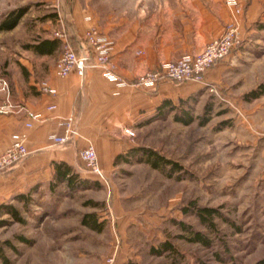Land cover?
Instances as JSON below:
<instances>
[{
    "label": "crops",
    "instance_id": "obj_1",
    "mask_svg": "<svg viewBox=\"0 0 264 264\" xmlns=\"http://www.w3.org/2000/svg\"><path fill=\"white\" fill-rule=\"evenodd\" d=\"M63 2L58 14L67 20L77 50H85V30L97 27L112 41L116 72L132 83L119 86L97 67L87 68L83 77L76 70L66 77L55 74L63 46L53 34L56 26L52 20L47 21L51 25L44 26L38 40L14 39L3 44L6 54L0 61L4 62L5 73L0 74L10 81L16 109L0 113V153L11 145L15 132L28 135L30 153L15 167L0 172V220H6L0 229L10 222L23 226L12 237L0 238V264H15L17 258L18 264H100L114 253L115 264H145L140 260L136 233L146 225L145 218L151 217L147 214L150 209L135 204L138 197L134 195L112 191L109 180L102 181L87 170L79 150L91 141L109 178L117 167L134 164L117 159L137 147L124 129L138 130L156 121L162 105L174 107L179 99L189 103L197 94L206 95V85L211 83L228 84L231 92L247 98V93L264 81V0H244L243 13L237 17L244 42L230 57L208 69L205 81L164 80L155 87H142L134 81L145 71L157 70L163 62L199 53L221 36L234 17L227 0ZM19 24L0 32L14 34ZM55 38L59 45L52 51H40L32 45ZM43 81L56 94L41 90ZM261 96L264 92L249 99ZM50 105L56 108L49 109ZM28 111L38 112L45 120L27 128ZM72 114L81 137L73 144H54L51 136L63 131L61 118ZM59 162L67 163L72 173L92 183L74 190L65 181L57 183ZM141 163L158 170L148 162ZM47 186L52 196L66 193L59 199H35V194ZM8 204L17 208L19 218L4 208ZM139 209L142 213H137ZM7 249L15 253V258Z\"/></svg>",
    "mask_w": 264,
    "mask_h": 264
},
{
    "label": "rangeland",
    "instance_id": "obj_2",
    "mask_svg": "<svg viewBox=\"0 0 264 264\" xmlns=\"http://www.w3.org/2000/svg\"><path fill=\"white\" fill-rule=\"evenodd\" d=\"M63 5V0H0V22L13 9H27L14 34L0 32V57L6 54L3 44L11 40L40 39L48 20L56 26L55 35L66 25L67 20L58 14ZM3 63L0 73H5ZM211 85L217 92L211 91ZM206 86V95L197 94L189 103L179 99L174 112L134 130L137 146L153 148L182 165L176 176L134 162L131 167H117L107 177L112 191L134 195L138 197L135 204L150 209L151 217L145 218L146 225L136 233L140 260L145 264L173 263L172 256H158L150 248L167 238L181 250L180 264H255L264 259V96L251 100L231 92L228 84ZM186 112L194 119L189 124L176 118L189 117ZM65 193L52 196L47 186L35 199H59ZM203 207L215 210L213 229L194 212ZM180 222L203 232L211 244L190 241L191 232ZM10 223L0 229V238L21 232L22 225ZM7 252L15 258L14 252Z\"/></svg>",
    "mask_w": 264,
    "mask_h": 264
},
{
    "label": "built area",
    "instance_id": "obj_3",
    "mask_svg": "<svg viewBox=\"0 0 264 264\" xmlns=\"http://www.w3.org/2000/svg\"><path fill=\"white\" fill-rule=\"evenodd\" d=\"M244 0H227L229 7L233 8L234 17L225 25L224 33L208 43L202 51L194 54H187L171 62H163L157 70L145 71L134 83L142 87H155L161 81L184 82L194 80L197 82L205 81L206 72L217 64L218 61L230 57L233 49L241 45V28L238 16L243 12ZM85 50L79 52L73 45L67 26L56 30L55 35L62 40L63 49L57 58L55 74L66 77L72 70H76L78 75L85 76L89 67L101 68L106 77L116 82L119 86H126L132 82L125 80L116 72V63L112 59L113 44L101 30L95 26H90L85 30ZM211 91L217 92L214 86H210ZM216 89V90H215ZM41 90L49 94H56L46 81L42 82ZM0 93L3 98L0 100V113L13 112L16 106L11 101L12 91L8 77L0 74ZM56 105H50L49 109H55ZM61 133H54L51 139L54 144H73L81 133L77 127V119L74 114L61 118ZM26 127H32L35 123H42L45 119L35 111H28ZM130 136H135L136 131L132 128H125ZM28 135L25 132H15L13 141L9 147L0 153V172L15 167L17 163L25 159L30 151L27 149L26 141ZM80 158L85 162L87 170L97 176L100 180L107 181V176L101 168L96 147L91 141L79 150ZM116 254L109 255L100 264H115Z\"/></svg>",
    "mask_w": 264,
    "mask_h": 264
},
{
    "label": "trees",
    "instance_id": "obj_4",
    "mask_svg": "<svg viewBox=\"0 0 264 264\" xmlns=\"http://www.w3.org/2000/svg\"><path fill=\"white\" fill-rule=\"evenodd\" d=\"M27 9L26 7H20L11 10L0 22V30H11V28L15 27L22 19V17L25 15ZM35 47H38L40 51H52L59 45V40L57 38L55 39H41L39 40L38 44H32ZM264 92V84H261L258 88L251 90L247 93V97H256L259 94ZM176 106H167V104L162 105L160 108V112L158 113V116L163 117L167 113L174 110ZM189 117L182 118L178 115H176V118L184 121L186 124H189L192 122L193 116L190 114V112H186ZM151 118L150 120H152ZM117 159H122L127 162H148L150 163L154 168L158 169L160 172H163L168 177H174L176 176L177 171H181L183 169L182 165L174 161L170 158L165 157L162 154H159L156 150L150 147H134L131 149L130 153L125 155L121 154L117 156ZM57 170L55 174L56 182L59 183L61 181H65L69 184L70 188L72 190L78 189V188H86L89 186L92 181L87 179H81L78 177L77 173H72V167L64 162H59L56 164ZM180 175V174H178ZM182 177V176H178ZM4 208L9 210L15 218L18 217V210L13 205H4ZM191 208V207H189ZM189 212V209L187 210ZM194 212L201 218V221L210 228L213 229L215 226V223L212 220V216L215 214V210L209 207H203L195 209ZM19 218V217H18ZM6 222V220H0V226ZM181 227L184 230H187L191 232L190 236H188V239L190 241H198L201 244H204L205 246L211 244V239L206 236L203 232L197 231V230H191L190 227L180 222ZM152 252L158 256L168 254L169 256L173 257V263L172 264H180L181 259L183 258V254L179 248L175 246L173 241L170 238L164 239L163 241L159 242L158 245L152 246ZM140 264V263H135ZM255 264H264V259L258 261Z\"/></svg>",
    "mask_w": 264,
    "mask_h": 264
}]
</instances>
